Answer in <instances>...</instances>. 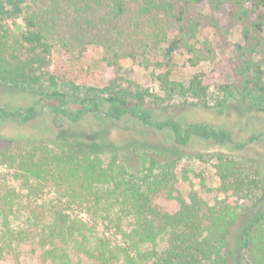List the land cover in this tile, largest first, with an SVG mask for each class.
Returning a JSON list of instances; mask_svg holds the SVG:
<instances>
[{"label":"trees","instance_id":"trees-1","mask_svg":"<svg viewBox=\"0 0 264 264\" xmlns=\"http://www.w3.org/2000/svg\"><path fill=\"white\" fill-rule=\"evenodd\" d=\"M17 21L19 32L13 29ZM61 21L65 32L59 37ZM235 28L243 44L230 60L233 83L211 91L200 75L187 82L174 79L170 67L178 56L187 57L191 67L215 61L212 42L200 39L202 30L225 42L222 35ZM263 30L264 0H0V87L39 96L47 113L71 124L86 114L112 122L130 118L156 133L170 132L181 147L193 141L222 146L230 136L227 130L155 121L148 103L153 95L125 87L121 74L130 64L148 69L158 50L169 68L157 77L168 99L178 96L215 109L237 101L264 113ZM56 40L66 55L75 46L101 48L111 71L107 83L83 87L51 71ZM1 113L5 121L7 112ZM13 115L26 122L35 114L29 108ZM0 164L10 168L0 178V259L16 264H228L233 254L234 264H264V178L236 160L217 159L221 198L213 205L196 192L179 190L176 162L126 160L119 150L78 152L64 144H36L2 152ZM10 180L22 182L31 194L49 187L75 208L42 203L18 219ZM253 199L256 207L243 211L240 202ZM234 226L239 235L231 252Z\"/></svg>","mask_w":264,"mask_h":264},{"label":"rangeland","instance_id":"rangeland-1","mask_svg":"<svg viewBox=\"0 0 264 264\" xmlns=\"http://www.w3.org/2000/svg\"><path fill=\"white\" fill-rule=\"evenodd\" d=\"M61 34L65 32L64 21H61ZM15 32L22 29L20 21L13 27ZM264 37V30L262 32ZM222 37L225 42L212 30L201 31L200 39H209L216 52L213 63H202L191 67L187 57L181 55L174 59L173 77L176 80L187 82L194 75H200L203 83L212 91L219 84L234 82L230 60L235 56L236 48L243 44L240 29L226 31ZM50 70L57 75H64L67 79L79 86L102 87L108 81L111 73L102 61L103 50L99 47L87 46L71 49L69 54L58 40L52 41ZM152 65L145 69L138 65H128L121 74L124 86L138 87L152 94L148 100L149 106L154 109L155 121L173 120L183 124L207 125L215 130H227L231 140L222 146L214 142L193 141L186 147L175 145L170 132L156 133L137 122L135 119L124 118L112 122L106 118L99 119L93 114H86L79 123L71 124L58 118L52 122V115L44 112L40 114V107L44 104L40 97L30 93L0 87V108L7 113H23L33 108L35 118L26 122L15 119H0V154L2 152H16L26 150L32 145L45 144L55 148L59 145H69L78 152L90 151L95 153L119 150L121 157H148L160 162H176L178 165V188L187 195L190 191L213 205L221 196L218 193L219 178L215 171V164L220 157L230 158L243 164L249 171L258 173L264 178V113L243 102L228 105L222 109L204 108L195 105L191 99L175 96L168 99L157 80L159 74L169 68L158 50L151 55ZM162 64V66H158ZM105 112L106 108L101 109ZM255 137L254 141L251 138ZM250 142V143H248ZM248 143V144H246ZM234 144V145H233ZM105 154L103 157H108ZM10 173L8 165L0 164V178ZM7 186L15 190L13 210H19L18 219H23L26 210L42 203H60L68 205L67 198H62L49 187H39L35 194L28 192L20 181L10 180ZM1 189V188H0ZM2 190V189H1ZM256 200L240 202L242 210L255 208ZM165 207H172L171 205ZM10 219H13L10 216ZM17 219V220H18ZM14 221V220H13ZM20 221V220H18ZM239 235L238 226H234L230 234L229 249L234 251ZM0 264H16L9 259H0ZM21 264H36L22 262ZM228 264H234V255L228 257Z\"/></svg>","mask_w":264,"mask_h":264},{"label":"flooded vegetation","instance_id":"flooded-vegetation-1","mask_svg":"<svg viewBox=\"0 0 264 264\" xmlns=\"http://www.w3.org/2000/svg\"><path fill=\"white\" fill-rule=\"evenodd\" d=\"M2 110H3V109L0 108V118H1V116H2V113H1ZM46 111H47V108L45 107V105H41V107H40V114H41V113H44V112H46ZM51 115H52V122H53V123H56V121L58 120V118H62L61 115H57V114H51ZM4 116H6L7 119H15V120L21 122L20 118H18V115H13V114H11V113H7V114H4ZM35 116H36V115H34L33 118H35ZM33 118H32V119H33ZM61 122H64V119H61ZM230 138H231V136H229L228 142H230V140H231ZM252 141H254V140H251L250 142H252ZM250 142H248V143H250ZM248 143H246V144H248ZM233 145H234V144H233Z\"/></svg>","mask_w":264,"mask_h":264}]
</instances>
